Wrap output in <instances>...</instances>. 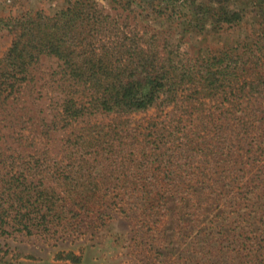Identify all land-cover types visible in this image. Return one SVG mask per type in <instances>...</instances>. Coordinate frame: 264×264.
I'll list each match as a JSON object with an SVG mask.
<instances>
[{"label":"rangeland","instance_id":"rangeland-1","mask_svg":"<svg viewBox=\"0 0 264 264\" xmlns=\"http://www.w3.org/2000/svg\"><path fill=\"white\" fill-rule=\"evenodd\" d=\"M73 1L0 0V16L15 19L28 11H41L55 17ZM92 1L109 17L108 33L94 44L97 51L102 53L103 44L112 46L134 34L153 40L162 56L172 52V58L186 68L181 74L185 77L182 94L169 107L158 105L145 113L122 116H84L69 124L62 116L65 100L77 92L74 98L86 101L90 92L82 85L65 84L61 62L42 57L20 91L7 93L0 103V193H21L17 186L21 178L28 191L37 186L52 199L53 189L60 193L66 200V214L53 223L49 211L53 205L43 199L41 212L30 207L23 213L47 216L48 223L30 224L29 232L13 209L7 215L0 211V264H264V220L254 212L260 206L246 199L238 202L243 179L237 174L240 181L232 182L228 174L234 170L235 154H245L241 143L235 140L224 146H234L229 163L224 165L223 158L215 157L219 132L215 120L237 97L233 92L245 89L251 95L239 99L244 102L237 108L240 114L246 108L248 114L258 106L264 108L263 1ZM233 13L243 15L234 26L218 21ZM14 36L7 29L0 31V60ZM227 51L239 58L234 63L240 69L229 78L231 84L227 79L230 86L222 105L215 102V75H208L201 63ZM80 62L82 73L87 74L89 67ZM256 115L260 123L248 137L264 139V115ZM228 117L232 123L241 120ZM54 122L59 123L56 133ZM225 152L229 154L228 149ZM253 158L246 154L243 160L251 164L249 171L255 168L256 172L257 165L264 166V155L256 166ZM81 166L87 170L78 181L87 196L82 206L73 204L79 196L70 190ZM144 170L145 177L152 179L146 185L154 195L180 189L173 191L175 199H171L176 211L167 212L159 203L152 212L138 206L139 195L133 189L145 183L140 181ZM62 174L76 178L59 180ZM215 179L221 180L223 188L226 180L230 182L229 189L222 191V184H216L217 192L224 195L217 201ZM246 180L250 181L249 175ZM198 187L203 188L201 195L192 190ZM261 204L264 209V195ZM185 206L181 222L180 210Z\"/></svg>","mask_w":264,"mask_h":264},{"label":"trees","instance_id":"trees-1","mask_svg":"<svg viewBox=\"0 0 264 264\" xmlns=\"http://www.w3.org/2000/svg\"><path fill=\"white\" fill-rule=\"evenodd\" d=\"M262 1L264 3V0ZM108 18L103 11L96 8V3L92 0H74L55 17H49L41 11L36 13L28 11L15 19L0 16V31L7 29L15 34L11 47L0 60V103L7 98V93L15 94L20 91L22 84L28 82L32 77L30 73L42 57H54L61 62L59 66L65 84L71 82L82 85L90 92V96L86 97L87 100L89 99L88 101H85L84 97L74 98L77 92L73 94L72 98L65 100L62 116L64 121L69 124L84 116L97 114H118L122 116L145 113L158 105L163 107L172 106L182 94L181 87L182 84H185V77L182 78L181 74L186 68L180 65V62L175 58H172V52H170L171 55L162 56L160 49L153 46V40L136 38L135 34L131 37L127 36L124 40L112 46L103 44L101 46L102 53L98 52L94 44L100 35L105 36L108 33ZM242 19V13H233L225 15L224 18H220L218 21L231 27ZM115 55L118 58L114 59ZM232 55L227 51L221 54L222 57L215 56L207 63H201V67L206 69L208 75H215V102L220 101L222 105H224V99L227 97L226 89L231 84L229 78L238 75L240 69L234 63V60L239 58L236 59ZM123 56H126L125 60H123ZM80 61H84V64L89 67L88 72H85L87 74L82 73L83 66L80 65ZM209 68H213L215 73L214 70H209ZM227 79L230 84L227 83ZM246 81L245 87L248 86ZM250 92L253 93L254 88ZM233 93L237 97L235 96L234 101H229V106H226L223 110V116H219V119L215 120V129L219 130L218 135L215 136V157L220 156L221 159L223 158L224 165L229 163L228 158L233 155L232 149L234 146H231V148L230 146H224L228 142L231 144L238 140L241 143V152H244V155L248 154V157L254 156L256 166L264 155V139L260 137L249 138L248 135L251 131L254 132L257 124L260 123L256 114L264 115V108L258 106L259 108L253 109L251 114L255 113L253 114L254 119H250L251 114L246 112L248 108L245 111L241 110V114L237 111V108L244 103H239L241 97L246 100L251 95L248 94L249 96H247L245 89L235 90ZM230 114L234 119L241 120L232 123L228 117ZM222 118L224 120L218 123V120ZM57 125L59 123H53L54 133L58 132ZM47 128L50 129V126L47 125ZM228 129H230L229 132ZM227 149L229 154L225 152ZM244 155L235 154L234 163L231 166L234 170H231L228 174L232 175V182L243 179L241 183L244 184L240 187L243 191L237 195L239 197L238 202L246 199L248 203L253 202L256 207L260 206L254 212L257 215L260 214L257 218L264 220V209L261 208L264 195V166L261 168L257 165L258 172H255V168H251L249 171L250 168L247 167H250L251 164H245ZM82 168L84 166L77 167V173L80 174L79 178L74 176V178H71V175L67 176L71 174L70 171L68 174H62L64 177L61 176L59 179L66 181L71 178L70 180L74 181L76 178V183L70 185V190L79 196V200H74L73 204L81 206L84 200L87 199V196L81 190L82 185L78 183L84 177V171H87ZM228 170L225 169V171ZM146 174V170H144L140 175V181H145L143 186L139 185L138 187L136 185V188L133 189V192L139 195L138 206L141 205L145 209L144 212L146 210L152 212L150 209L159 203L158 205H161L160 207L167 212L176 211V205L172 203L171 199H175L173 191L178 193L180 189L169 190L170 193L165 194L158 192V195H154V191L146 185L151 183L147 181H152L151 178L145 177ZM237 174L240 176V180L237 178ZM248 175L250 181L246 180ZM20 180L21 178L18 179L20 184L17 186L22 190L21 193L17 191L12 194L0 193V211H3L4 215L12 213L11 210L13 209L19 224L24 225L31 232L30 224L44 225L48 223L47 216L29 217L23 211L33 207L41 212L44 207L41 206L44 200L47 202L49 199V204L53 205V208H49V211H53V223H55V218L58 221L64 219L67 205L66 200L60 196V193L53 189L52 199L44 193L46 189L40 191L41 188L37 186L29 189V191L24 189L28 186ZM228 182L227 180L224 182L223 188L221 180L215 179V201L224 196H221V192H217L216 184H222V187H220L222 191L229 189L230 182ZM241 183L239 182V185ZM34 184L35 182H32L31 186ZM40 186L46 188L43 181L40 182ZM202 189L201 187L192 188L194 193H200L198 195L204 192ZM19 193L20 197L18 196ZM186 210L187 206L180 210L181 222L184 221L183 214ZM45 214L48 215V212H45Z\"/></svg>","mask_w":264,"mask_h":264}]
</instances>
